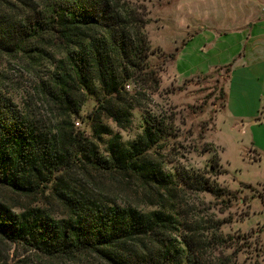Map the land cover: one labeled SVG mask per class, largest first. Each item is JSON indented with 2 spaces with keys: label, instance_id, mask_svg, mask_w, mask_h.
<instances>
[{
  "label": "trees",
  "instance_id": "16d2710c",
  "mask_svg": "<svg viewBox=\"0 0 264 264\" xmlns=\"http://www.w3.org/2000/svg\"><path fill=\"white\" fill-rule=\"evenodd\" d=\"M147 22L136 0H0V61L33 73L35 95L50 106L49 115L16 106L0 70V243L22 244L50 264H229L204 257L199 228L175 208L172 175L152 152L168 129L162 119L146 116L126 145L101 122L124 127L157 89ZM85 94L97 100L91 136L73 122ZM102 135L103 152L94 142ZM203 174L178 176L193 192L233 197ZM51 181L56 209L13 210L9 194L35 197ZM219 225L208 226V244L224 243Z\"/></svg>",
  "mask_w": 264,
  "mask_h": 264
},
{
  "label": "rangeland",
  "instance_id": "374dc122",
  "mask_svg": "<svg viewBox=\"0 0 264 264\" xmlns=\"http://www.w3.org/2000/svg\"><path fill=\"white\" fill-rule=\"evenodd\" d=\"M136 1L146 10L148 22L144 30L153 49L147 57V65L157 73V89L144 93L140 106L132 107L129 122L124 127H117L106 117L101 122L112 133L117 132L126 145L140 134L146 116L162 119L168 129L158 141L159 145L152 148L153 157L160 162L165 174L172 175L173 181L169 188L176 195L175 208L178 211L186 210L189 219L199 228L197 236L205 246L204 257L216 260L220 256L221 261H228L229 264H264V165L242 160L231 147L221 149L216 143L219 135L217 136L215 120L217 112L223 107L227 68L214 67L205 74L183 79L179 77L178 80L171 71V59L177 52L181 39L171 49L173 35H176L177 18L170 13L177 0ZM261 1L259 8L264 9V0ZM5 60L1 59L0 70L10 79L6 88L12 102L27 111L38 110L49 115L50 106L35 95L33 73L21 67L16 68ZM125 89L129 92L133 90L131 85L125 86ZM96 104L95 96L85 94L79 112L73 118L74 127L89 136L92 134L91 122L87 116ZM107 139L108 135H102L94 141L101 152L105 149ZM213 160H216L217 165L211 171L209 165ZM190 170L204 172V177L209 176L211 181L232 193L233 197L225 193L221 197H215L205 191L193 192L187 189L178 175ZM175 173L176 177H173ZM104 183L106 186L110 185L108 181ZM52 184L53 181L48 183L47 188L35 197L9 194L17 204L13 210L19 211L20 206L28 204H44L51 210L56 209V202L48 197ZM149 208L151 207H146ZM214 221H219L218 234L225 241L213 246L207 241L208 226ZM2 263L50 264V261L22 244L5 242L0 243V264ZM52 264L70 263L53 261Z\"/></svg>",
  "mask_w": 264,
  "mask_h": 264
},
{
  "label": "crops",
  "instance_id": "0c3cea01",
  "mask_svg": "<svg viewBox=\"0 0 264 264\" xmlns=\"http://www.w3.org/2000/svg\"><path fill=\"white\" fill-rule=\"evenodd\" d=\"M260 1L177 0L170 9L177 18L171 49L180 39L181 43L171 59V71L183 79L214 67L227 68L223 107L215 120L216 143L221 149L231 147L242 160L264 165V9L259 8Z\"/></svg>",
  "mask_w": 264,
  "mask_h": 264
}]
</instances>
